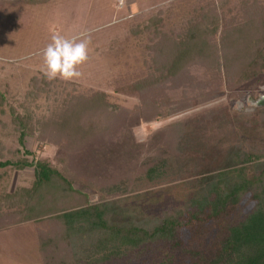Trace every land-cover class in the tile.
Returning <instances> with one entry per match:
<instances>
[{
  "label": "rangeland",
  "instance_id": "obj_1",
  "mask_svg": "<svg viewBox=\"0 0 264 264\" xmlns=\"http://www.w3.org/2000/svg\"><path fill=\"white\" fill-rule=\"evenodd\" d=\"M208 1L51 0L43 5L6 6L0 20V92L7 99L5 113H0V160L48 158L57 168L64 166L77 178L96 183L93 189L80 180L75 183L91 195V203L113 202L126 215L157 218L190 207L205 193V176L222 167L232 152L242 157L252 149L264 151V75L239 91L221 86L210 94V87L203 88L202 98L200 87L196 88L203 72L199 67L169 83L170 94L188 92L193 101L200 99L184 111L149 122L129 115L86 150L60 162L62 150L49 139L42 142L35 135L26 137L24 146L20 143L13 117L46 118L69 95L100 90L108 94L110 103L136 108L138 97L117 91L118 86L135 82L148 71V39L146 33H134L135 29L159 14L166 29L179 28ZM215 1L224 3V11L231 9L236 14L240 0ZM53 33L77 42L90 40L88 59L77 66L78 78L45 77L43 52ZM36 79L42 91L35 86ZM178 122H183V131L172 149L159 131ZM151 163H157L159 170L149 177L145 169ZM33 181L32 168H0V194L29 187ZM253 204L254 198L248 195L240 209L230 208L218 222L193 221L171 240L106 262H93L91 257L82 264H156L167 258L173 264H210L225 253L227 225ZM38 228L28 221L0 229V264H44Z\"/></svg>",
  "mask_w": 264,
  "mask_h": 264
},
{
  "label": "trees",
  "instance_id": "obj_2",
  "mask_svg": "<svg viewBox=\"0 0 264 264\" xmlns=\"http://www.w3.org/2000/svg\"><path fill=\"white\" fill-rule=\"evenodd\" d=\"M50 1L0 0V20L8 5H43ZM224 9V3L211 0L179 28L166 29L159 14L135 29L134 33H146L148 39V71L137 81L118 86L117 91L138 97L136 108L110 103L108 94L100 90L69 95L46 118L20 114L13 117L20 143L24 146L26 137L35 135L42 142L49 139L62 150L59 162L65 161L69 155L86 150L96 138L108 135L129 115L149 122L200 101H193L188 92L177 96L168 91L169 83L177 82L190 68L203 70L196 85L202 98L203 88L210 87V94L221 86L239 91L264 75V0H240L236 14ZM39 82L36 79L35 86L42 91ZM6 103V95L0 92L2 114ZM182 131L183 122H178L163 127L159 134L165 138V145L174 149ZM263 160L264 151L252 149L242 157L232 152L222 167L205 176V193L190 207L157 218L126 215L113 202L91 203V195L75 187V183L80 180L88 189L96 183L77 178L64 166L57 168L48 158L0 160V168H32L34 172L31 186L0 194V229L34 221L39 227L44 264H82L91 257L93 262H106L151 243L171 240L193 221L218 222L230 208L240 209L243 200L252 195L253 208L244 214L240 211L241 218H233L227 225L225 253L210 264H264ZM145 170L152 177L158 173L159 165L151 163ZM156 264L173 263L167 258Z\"/></svg>",
  "mask_w": 264,
  "mask_h": 264
},
{
  "label": "clouds",
  "instance_id": "obj_3",
  "mask_svg": "<svg viewBox=\"0 0 264 264\" xmlns=\"http://www.w3.org/2000/svg\"><path fill=\"white\" fill-rule=\"evenodd\" d=\"M89 43V39L77 42L74 39H65L58 33H53L51 43L43 52L45 77L49 80L78 78L81 73L77 70V66L88 59Z\"/></svg>",
  "mask_w": 264,
  "mask_h": 264
}]
</instances>
